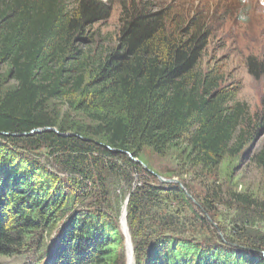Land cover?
<instances>
[{
	"label": "trees",
	"instance_id": "obj_1",
	"mask_svg": "<svg viewBox=\"0 0 264 264\" xmlns=\"http://www.w3.org/2000/svg\"><path fill=\"white\" fill-rule=\"evenodd\" d=\"M73 1L0 0V63L15 84L0 94V258L125 264L116 256L123 237L112 214L76 208L79 196L106 185L107 173L123 172L124 184L132 185L130 174L141 170L132 160L145 149L163 157L183 146L188 164L205 170L247 155L246 146L264 133V97L251 115L237 91L223 86L218 65L201 67L214 13L200 11L169 28L168 16L150 2L122 0L118 44L98 58L75 43L85 28L108 19L112 7L108 0ZM246 67L255 78L264 75V61L248 57ZM70 95L76 96L71 111L91 126L59 124L49 111L52 100ZM50 128L59 134L45 131ZM41 148L58 155L77 180L74 195L26 157ZM252 162L264 171V142ZM235 196L242 207L258 206ZM166 197L183 194L177 186L143 183L128 197L134 264H264V235L241 233L200 250L185 238L188 223L162 210Z\"/></svg>",
	"mask_w": 264,
	"mask_h": 264
},
{
	"label": "rangeland",
	"instance_id": "obj_2",
	"mask_svg": "<svg viewBox=\"0 0 264 264\" xmlns=\"http://www.w3.org/2000/svg\"><path fill=\"white\" fill-rule=\"evenodd\" d=\"M121 1H107L112 7L110 16L85 28L82 37L79 35L80 38L76 40L75 46L78 49L90 56L103 58L116 48L121 29ZM140 1L150 2L153 11L165 13L168 16L169 28L175 26V21H182L184 24L192 18L195 19L200 11L214 13L215 22L210 25L212 34L201 67L205 69L218 65L223 74V86L228 85L237 91V100L248 106L251 115L260 110L264 97V75L259 78L251 76L247 71L246 59L255 57L259 61H264V0ZM223 9L229 14H224ZM217 10L221 12H216ZM210 14L205 16L211 19ZM13 87L15 84L8 74L7 67L0 63V94ZM68 97L69 99L52 100L48 105L57 122L59 124L79 122L91 126L86 118L77 117L69 108L72 102L70 98L76 99V96ZM263 142L264 133L257 135L253 145L251 143L246 146L247 155L237 159L226 158L218 168L211 170L191 167L180 154V148L183 146L172 148L163 157L145 149L138 159L132 160L141 167L139 173L130 174L133 179L132 185L128 187L124 184L127 180L123 172L107 173L104 178L107 184L92 185L83 196H79L82 200L75 207L90 212L106 210L112 214L111 219L117 222L118 230L123 237L116 256L123 255L125 264H128V255L133 257L134 261V245L130 235L128 237L130 244L126 242L121 222L125 215L126 224L129 195L135 191V187L143 183L177 186L181 190L183 197L176 201L167 200L166 197V200L162 201V210L179 214L181 222L188 223L190 227L185 233V238L197 243L200 250L216 249V245L228 244L231 239L237 240L236 237L241 233L250 232L253 236H263L264 213L260 209L264 207V171L258 169L252 162V156ZM26 157L35 160L46 172L55 176L70 196L76 193L72 181L77 180L65 171L61 165L62 159L58 155L41 148L27 153ZM115 164H121V161L117 160ZM235 195H246L258 206L242 207L234 200ZM24 263L25 258L22 256L0 258V264Z\"/></svg>",
	"mask_w": 264,
	"mask_h": 264
},
{
	"label": "water",
	"instance_id": "obj_3",
	"mask_svg": "<svg viewBox=\"0 0 264 264\" xmlns=\"http://www.w3.org/2000/svg\"><path fill=\"white\" fill-rule=\"evenodd\" d=\"M45 131H48V132H53V133H56V134H59L55 129L53 128H50V129H45ZM257 140V139H256ZM255 143V140L252 142V145ZM251 145V146H252ZM251 149V148H250ZM121 230L123 232V235L125 236L126 238V242L129 243L130 242V238L129 237V234H128V230H127V227H126V224H125V215L123 216L122 218V222H121ZM130 244V243H129Z\"/></svg>",
	"mask_w": 264,
	"mask_h": 264
},
{
	"label": "bare ground",
	"instance_id": "obj_4",
	"mask_svg": "<svg viewBox=\"0 0 264 264\" xmlns=\"http://www.w3.org/2000/svg\"><path fill=\"white\" fill-rule=\"evenodd\" d=\"M133 263H134L133 257L128 255V264H133Z\"/></svg>",
	"mask_w": 264,
	"mask_h": 264
}]
</instances>
